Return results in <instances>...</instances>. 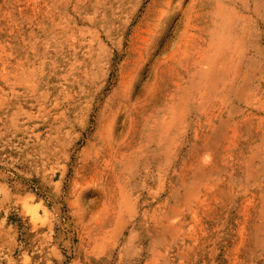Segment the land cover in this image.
Here are the masks:
<instances>
[{"label": "rangeland", "instance_id": "1", "mask_svg": "<svg viewBox=\"0 0 264 264\" xmlns=\"http://www.w3.org/2000/svg\"><path fill=\"white\" fill-rule=\"evenodd\" d=\"M0 264H264V0H0Z\"/></svg>", "mask_w": 264, "mask_h": 264}]
</instances>
